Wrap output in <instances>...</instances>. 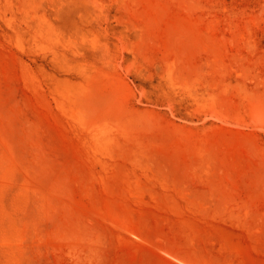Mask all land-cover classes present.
Returning <instances> with one entry per match:
<instances>
[{"label": "rangeland", "instance_id": "374dc122", "mask_svg": "<svg viewBox=\"0 0 264 264\" xmlns=\"http://www.w3.org/2000/svg\"><path fill=\"white\" fill-rule=\"evenodd\" d=\"M0 264H264V0H0Z\"/></svg>", "mask_w": 264, "mask_h": 264}]
</instances>
